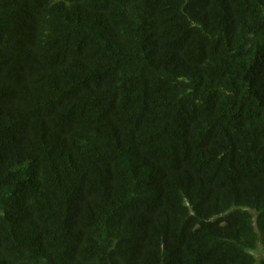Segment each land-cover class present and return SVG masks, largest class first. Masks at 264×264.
<instances>
[{"label":"trees","instance_id":"obj_1","mask_svg":"<svg viewBox=\"0 0 264 264\" xmlns=\"http://www.w3.org/2000/svg\"><path fill=\"white\" fill-rule=\"evenodd\" d=\"M0 264H264V0H0Z\"/></svg>","mask_w":264,"mask_h":264},{"label":"rangeland","instance_id":"obj_2","mask_svg":"<svg viewBox=\"0 0 264 264\" xmlns=\"http://www.w3.org/2000/svg\"><path fill=\"white\" fill-rule=\"evenodd\" d=\"M254 253H255V255H257V256H262V255H263V253H262V250H261V249H258V250H257V251H255Z\"/></svg>","mask_w":264,"mask_h":264}]
</instances>
